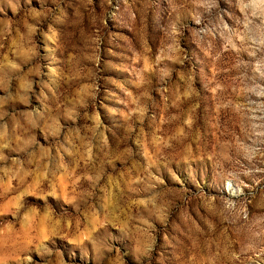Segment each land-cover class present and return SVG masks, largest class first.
I'll list each match as a JSON object with an SVG mask.
<instances>
[{
	"label": "rangeland",
	"instance_id": "rangeland-1",
	"mask_svg": "<svg viewBox=\"0 0 264 264\" xmlns=\"http://www.w3.org/2000/svg\"><path fill=\"white\" fill-rule=\"evenodd\" d=\"M0 264H264V0H0Z\"/></svg>",
	"mask_w": 264,
	"mask_h": 264
}]
</instances>
